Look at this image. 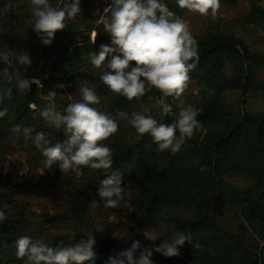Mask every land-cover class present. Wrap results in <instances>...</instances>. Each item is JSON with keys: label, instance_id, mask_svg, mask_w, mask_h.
I'll list each match as a JSON object with an SVG mask.
<instances>
[{"label": "trees", "instance_id": "16d2710c", "mask_svg": "<svg viewBox=\"0 0 264 264\" xmlns=\"http://www.w3.org/2000/svg\"><path fill=\"white\" fill-rule=\"evenodd\" d=\"M51 2L59 5L62 0ZM110 2L81 0L80 14L66 21L67 27L56 32L51 45H44L31 25L30 0H0V49L27 51L32 65L24 76L43 85L33 83L26 95L14 88L12 99L0 103V110L8 109L0 118V210L7 215L0 223V264H23L15 254L21 235L45 236L54 245L60 240L74 243L86 239L83 231L96 224L105 229L95 234L97 258L87 264H106L109 256L129 248L134 240L143 247L158 246L161 240L153 242L144 234L159 231L160 224L168 228L164 239L180 231L191 234L192 243L178 246L179 256L153 252V264H264V52L243 35L264 44V0H220L221 8L236 14L231 24L164 0L189 23L199 53L180 100L199 110L200 127L175 155L157 151L149 135L138 136L121 120L119 131L105 142L113 151L112 169L80 167L62 173L58 165L45 169L41 151L11 131L19 124L32 127L33 135L43 131L50 146L63 142V129L50 127L39 116L48 105L41 97L55 89L56 108L63 111L71 100L81 99L79 88L85 82L102 98L103 111L131 114L143 106L160 122L175 120V115L162 116L154 107L161 95L156 89L128 101L101 81L106 65L100 69L91 65L90 53H98L101 44L111 45L110 35L95 22ZM93 30L99 32L95 44L90 42ZM4 67L0 63V69ZM60 83L65 88H55ZM8 86L0 77V88ZM166 102L178 114L180 101L168 97ZM16 155L23 156L25 164L15 161L7 166ZM24 167L23 181L12 185L11 178ZM115 170L122 173L124 198L119 208H105L98 188ZM5 203L10 207L3 208ZM126 206L135 214L134 227L109 221Z\"/></svg>", "mask_w": 264, "mask_h": 264}, {"label": "clouds", "instance_id": "9594fccd", "mask_svg": "<svg viewBox=\"0 0 264 264\" xmlns=\"http://www.w3.org/2000/svg\"><path fill=\"white\" fill-rule=\"evenodd\" d=\"M80 2L62 0L61 4L53 5L51 0H30L31 25L42 44L51 45L56 32L67 27L66 21L80 14ZM175 2L181 9L210 16L212 20L217 19L221 7L220 0ZM95 22L102 25L103 31L111 37V46L101 44L98 53H90L93 67L100 69L106 65L100 79L108 90L132 101L140 100L151 89H156L161 95L155 99L154 107L160 109L162 116L175 115L176 118L171 124L160 122L143 106L131 114L121 110H117L115 115L103 111L100 108L102 98L87 82L79 88L81 99L71 100L61 111L55 105L58 92L49 90L46 96L41 97L48 101V105L39 110V116L50 127L63 129L66 139L50 146L43 131L33 135L35 130L32 127L19 124L11 129L16 135H22L25 141L31 140L41 151L45 169H52L54 165H58L62 173L80 167L106 172L112 169L113 151L105 142L119 131L121 120L126 121L138 136L149 135L158 146L157 151H170L173 155L200 127L197 120L199 110L192 105L185 107L180 100L188 88L189 73L199 62L198 42L190 31L189 23L176 16L164 0H111ZM98 35L99 32L92 31L91 44L96 43ZM0 63L5 65L0 69V77L9 85L0 88V103L5 98L12 99L14 88L17 93L26 95L33 83L43 87L39 79L24 76L32 65L27 51L16 54L9 47L0 49ZM55 88L63 89L65 85L60 83ZM193 91L198 92V89ZM168 97L180 101L178 114H174L172 105L166 102ZM148 99L153 100V97L148 96ZM29 107L36 109L34 104ZM7 112V108L0 110V118ZM122 179V173L115 170L100 181L97 194L105 208L120 207L124 198ZM96 204L93 200L92 205ZM8 207L6 203L3 205V208ZM6 219V212L0 210V223ZM104 229L101 224H96L83 231L86 239L74 243L60 240L55 245L47 242L45 236L21 235L15 241V254L23 264H87L97 258L95 234ZM167 231V226L160 224L159 231L144 234L153 242L161 240L158 246L143 247L140 241L134 240L129 248L109 256L106 264H153V252L165 257L179 256L178 246L192 243L191 234L180 231L175 232L171 239H164Z\"/></svg>", "mask_w": 264, "mask_h": 264}, {"label": "rangeland", "instance_id": "374dc122", "mask_svg": "<svg viewBox=\"0 0 264 264\" xmlns=\"http://www.w3.org/2000/svg\"><path fill=\"white\" fill-rule=\"evenodd\" d=\"M234 13L227 12L226 10H224L223 8L220 7L219 14H218L217 18H219L221 21H223L224 24H231L234 22V20L236 18V14L234 15ZM243 35H244L245 41L249 42L251 46L257 48L260 51L262 50L264 52V44L257 41V39H255L253 36L247 37V35H245V34H243ZM15 161H20V162L25 164V158L21 155H16L13 158L8 160L7 166L12 164ZM25 174H26V167H24L18 173V175H15L11 178V184L16 185V184L21 183L24 179ZM134 220H135V214L129 208V206H126L119 216H112L109 219L110 222L123 223L124 225H126L128 227H134Z\"/></svg>", "mask_w": 264, "mask_h": 264}]
</instances>
